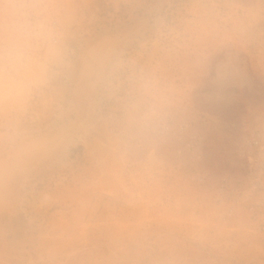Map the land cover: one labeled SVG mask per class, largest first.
I'll list each match as a JSON object with an SVG mask.
<instances>
[{"label":"clouds","instance_id":"1","mask_svg":"<svg viewBox=\"0 0 264 264\" xmlns=\"http://www.w3.org/2000/svg\"><path fill=\"white\" fill-rule=\"evenodd\" d=\"M0 264H264V0H0Z\"/></svg>","mask_w":264,"mask_h":264}]
</instances>
